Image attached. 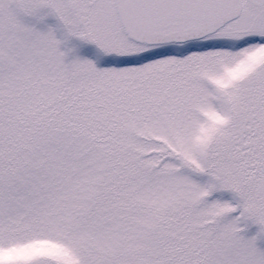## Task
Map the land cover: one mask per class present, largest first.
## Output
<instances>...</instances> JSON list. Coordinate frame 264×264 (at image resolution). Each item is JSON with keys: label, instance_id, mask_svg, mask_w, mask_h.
<instances>
[{"label": "snow or ice", "instance_id": "6c2138e0", "mask_svg": "<svg viewBox=\"0 0 264 264\" xmlns=\"http://www.w3.org/2000/svg\"><path fill=\"white\" fill-rule=\"evenodd\" d=\"M260 239L264 0H0V264H264Z\"/></svg>", "mask_w": 264, "mask_h": 264}, {"label": "rangeland", "instance_id": "374dc122", "mask_svg": "<svg viewBox=\"0 0 264 264\" xmlns=\"http://www.w3.org/2000/svg\"><path fill=\"white\" fill-rule=\"evenodd\" d=\"M25 22L29 24L34 23L30 18H26ZM36 26L41 31H47L49 26L56 29L57 38L63 41L62 51L68 52L67 59L69 62L79 58L92 60L97 64V67L100 68L105 66L106 61L103 59L100 50L95 45L86 41H82L75 37H66L64 31L59 26L58 21L54 17H48L44 24H39ZM258 231V226L250 224L247 227V230L242 234L246 238L251 239L252 237L256 236ZM257 247L261 250H264V239H260L257 241Z\"/></svg>", "mask_w": 264, "mask_h": 264}]
</instances>
